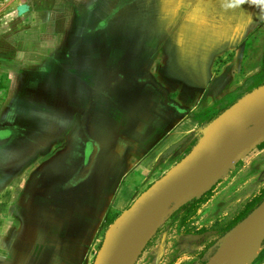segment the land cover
I'll list each match as a JSON object with an SVG mask.
<instances>
[{"label": "crops", "instance_id": "crops-1", "mask_svg": "<svg viewBox=\"0 0 264 264\" xmlns=\"http://www.w3.org/2000/svg\"><path fill=\"white\" fill-rule=\"evenodd\" d=\"M126 1L137 9H158L156 0ZM241 1L243 33L233 36L211 69L212 79L224 76V86L223 70L230 64L240 67L243 37L259 25L249 19L247 1ZM104 2L108 3L2 0L0 264H87L105 219L132 203L140 176L152 174L183 150L188 152L201 135L199 121L192 118L194 105L178 104L146 73L136 77L134 84L124 83L127 78L116 65L132 56L118 46L117 37L106 38L112 48L104 56L100 32L112 17ZM263 16L261 6L254 17ZM161 52L163 40L157 46V53ZM230 54L233 62L219 63ZM124 87L134 88L142 97L148 93L149 103L141 102L134 92L131 101L117 102ZM104 125L112 136L107 142L94 137L98 126ZM103 160L107 163L99 171ZM52 169L69 171L63 182L71 189L100 174L93 182L98 192L116 170L119 187L101 192L96 208L87 197L50 200L40 191ZM72 219L85 225L73 229Z\"/></svg>", "mask_w": 264, "mask_h": 264}, {"label": "rangeland", "instance_id": "rangeland-1", "mask_svg": "<svg viewBox=\"0 0 264 264\" xmlns=\"http://www.w3.org/2000/svg\"><path fill=\"white\" fill-rule=\"evenodd\" d=\"M107 1L104 4L111 9L109 14L112 17L100 32L103 38L100 48L104 56L112 48L111 41L106 38L117 37L118 46L126 49L132 56L116 65V69L127 78L124 83L134 84V79L140 74H148L155 84H160L167 90L169 98H173L178 104L195 106L192 118L199 121V130L243 95L264 84V16L262 19L254 17L255 11L261 6L264 10V0H246L251 11L249 19L252 17L254 23L259 25L254 29L249 28L248 34L243 37L240 67L230 64L223 70L227 81L225 86L224 76L212 79L211 69L213 60L226 50L229 42L233 41V36L238 38L243 33L240 26L244 20V13L240 12L243 1L156 0V11H152L150 6L137 9L134 3L126 0ZM161 40L164 42V52L159 54L157 46ZM232 57L230 54L219 63H231L234 61ZM149 87L152 89V86ZM135 89L141 91L136 86ZM133 90L134 88L124 87V93L117 94V102L131 101L134 98V94L131 95ZM134 93L140 96L141 102L149 103L148 93L144 97L137 91ZM148 108L153 111L155 105L150 102ZM106 128L105 125L104 128L98 126L94 137L103 142L111 140V133ZM198 133L196 131L195 135ZM187 153V150H183L163 167L156 168L152 174L140 176L141 182L133 200ZM106 163L105 160L100 161L99 171ZM67 169H61V172L52 169L48 173L45 188L40 191L44 197L51 198L50 200L65 196L72 200L87 197V200L93 202V208H96L101 203V192L103 195L119 187L118 177L114 175L117 172L114 170L110 175V182L99 192L93 182L98 181L100 174H95L91 181L83 182L74 189L67 188V182H63L64 176L70 175ZM42 175L47 176L46 173ZM67 191L69 192L66 193ZM263 195L264 142L235 166L227 168L219 180L203 191L197 198L201 201L194 213L185 217L184 211H181L191 201L169 213L134 264H208L217 252L215 243L222 240L232 227L227 229L259 202ZM96 196L99 197V202L96 201ZM70 223L73 229L75 225L81 229L85 225L79 219H72ZM257 226L264 229V218ZM106 229V225L100 228L87 264H93ZM250 234L248 232L249 238ZM257 234L256 241L262 236V233ZM246 236V233L243 234L241 240ZM243 248L244 243L241 244V249ZM252 248L246 264H264V238Z\"/></svg>", "mask_w": 264, "mask_h": 264}, {"label": "water", "instance_id": "water-1", "mask_svg": "<svg viewBox=\"0 0 264 264\" xmlns=\"http://www.w3.org/2000/svg\"><path fill=\"white\" fill-rule=\"evenodd\" d=\"M200 133L188 153L141 192L107 227L93 264H124L120 262L124 255L129 256L125 264H134L169 213L197 199L226 173L227 168L235 166L264 142V84L223 110ZM197 183H205L206 187L202 191L193 189ZM156 213L160 216L154 227L140 242L129 245ZM263 218L264 199L215 243L217 252L208 264H231L233 261L246 264L250 251L245 247L251 241L246 229L251 226L261 229L257 225ZM261 230L262 236L254 246L264 238V229ZM245 233L247 236L242 241Z\"/></svg>", "mask_w": 264, "mask_h": 264}, {"label": "bare ground", "instance_id": "bare-ground-1", "mask_svg": "<svg viewBox=\"0 0 264 264\" xmlns=\"http://www.w3.org/2000/svg\"><path fill=\"white\" fill-rule=\"evenodd\" d=\"M206 184L205 183H197L194 187H193V189H199V190H203L206 186H205ZM159 216H160V213H156V214H154L148 221H147V223L144 225V227H142V229L139 231V233L136 235V236H134L133 237V239L131 240V242H130V244L129 245H133V244H135V243H138V242H140L142 239H143V237L146 235V233L147 232H149V230L150 229H152L153 227H154V225L158 222V220H159ZM246 231H248L249 233H251L250 234V239H251V241L249 242V244L245 247L246 248V250L247 251H250L251 249H252V247H253V242L254 241H256L255 239H256V237L258 236V234H257V232L260 234L261 233V229H256V228H254V226H251V227H249V228H247L246 229ZM127 246V249H129L130 248V246ZM130 250V249H129ZM129 259V256H127V255H124L123 257H122V259L120 260V262L121 263H126L127 262V260ZM236 263V261H233L231 264H235Z\"/></svg>", "mask_w": 264, "mask_h": 264}, {"label": "trees", "instance_id": "trees-1", "mask_svg": "<svg viewBox=\"0 0 264 264\" xmlns=\"http://www.w3.org/2000/svg\"><path fill=\"white\" fill-rule=\"evenodd\" d=\"M263 199H264V195H263V197L261 198V200L259 202H257L252 208L249 209V211L247 213H249L252 209H254ZM200 201H201V199H194L193 201H191L190 203L184 205L181 208V211H184V213H185V217H187L186 215L189 216L190 214L194 213V211H195V209L197 207V204ZM247 213L244 216H242L239 220H242L247 215ZM117 216L107 217L105 219L104 225H106V227H108ZM237 222H235L234 224H232L227 230H229L231 227H233Z\"/></svg>", "mask_w": 264, "mask_h": 264}, {"label": "built area", "instance_id": "built-area-1", "mask_svg": "<svg viewBox=\"0 0 264 264\" xmlns=\"http://www.w3.org/2000/svg\"><path fill=\"white\" fill-rule=\"evenodd\" d=\"M1 7H2V0H0V9H1Z\"/></svg>", "mask_w": 264, "mask_h": 264}, {"label": "flooded vegetation", "instance_id": "flooded-vegetation-1", "mask_svg": "<svg viewBox=\"0 0 264 264\" xmlns=\"http://www.w3.org/2000/svg\"><path fill=\"white\" fill-rule=\"evenodd\" d=\"M90 149V147H88Z\"/></svg>", "mask_w": 264, "mask_h": 264}]
</instances>
